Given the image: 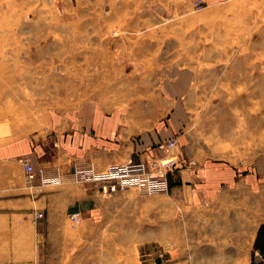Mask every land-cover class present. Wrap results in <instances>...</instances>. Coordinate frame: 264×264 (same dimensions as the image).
<instances>
[{
    "label": "rangeland",
    "instance_id": "1",
    "mask_svg": "<svg viewBox=\"0 0 264 264\" xmlns=\"http://www.w3.org/2000/svg\"><path fill=\"white\" fill-rule=\"evenodd\" d=\"M0 74L1 106L20 112L18 126L82 102L137 115L182 104L185 143L173 136L164 156L237 171L264 160V0H0ZM12 130L0 129V142ZM66 183L39 185L58 192ZM167 193H101L104 208L76 212V222L57 207L62 236H30L25 225L0 236V248L34 263L52 251L61 264H142L156 246L166 249L160 264H247L248 240L222 236V225L208 236L209 222L228 220Z\"/></svg>",
    "mask_w": 264,
    "mask_h": 264
},
{
    "label": "crops",
    "instance_id": "2",
    "mask_svg": "<svg viewBox=\"0 0 264 264\" xmlns=\"http://www.w3.org/2000/svg\"><path fill=\"white\" fill-rule=\"evenodd\" d=\"M2 75L5 78L6 74H0L1 82ZM1 105L0 100V129L16 130L0 142V236H18L25 228L30 236H62L60 226L66 220L63 215H54L57 207L84 217L86 212H100L105 205L100 196L105 193L97 182L76 183L72 174L75 167L116 169L119 163L132 158L155 172L151 164L164 156L165 140L175 136L180 145L185 143L182 104L159 105L137 115L136 111L121 110L119 106L82 102L64 110L44 112L40 120L20 126L14 124L20 121V112ZM25 127L28 129L24 131ZM185 152L181 155L193 160ZM21 158H26L36 171L41 169L44 176L66 179V186L58 192L46 189L39 185L37 175L30 185L33 190L29 191ZM179 167L175 165L168 174L170 195L177 201L189 196L193 208L208 209L209 220L212 215L228 220L229 224L209 222L208 236H219L222 225V236H241L239 239L250 242L246 246L247 264H264V160L242 171L232 165L198 160L190 167ZM251 195H255L253 199ZM37 211L43 213V218L33 223L27 215ZM51 252H44L46 263H34L12 260L8 249L0 248V264H61ZM35 256L40 260L38 253ZM77 263L71 259L65 264Z\"/></svg>",
    "mask_w": 264,
    "mask_h": 264
},
{
    "label": "built area",
    "instance_id": "3",
    "mask_svg": "<svg viewBox=\"0 0 264 264\" xmlns=\"http://www.w3.org/2000/svg\"><path fill=\"white\" fill-rule=\"evenodd\" d=\"M175 141L172 138H168L164 142V147L169 152L174 146ZM21 163L25 171V180L27 184L32 185L33 181L38 175V180L41 184L58 183L61 180L59 175L56 176H44L41 169L35 170V168L28 162L26 158H21ZM182 164L185 167H190L193 161H183L179 156H174L168 153L166 156L159 158L157 161L152 162V166L156 169L155 172H151L147 165L140 161H134L129 158L124 164L118 168H107L103 172H98L92 165L89 166H77L73 170V179L77 182H97L100 184V190L103 193L115 192L118 189H122L128 186H134L143 193H155L163 192L167 193L170 189V180L168 177L169 172H172L173 168L177 164ZM39 216L40 214L37 213ZM79 218V214L74 212L70 215V219L76 222ZM166 249H157L156 246L144 250L142 254V264H160L164 259ZM159 259V262H156Z\"/></svg>",
    "mask_w": 264,
    "mask_h": 264
},
{
    "label": "water",
    "instance_id": "4",
    "mask_svg": "<svg viewBox=\"0 0 264 264\" xmlns=\"http://www.w3.org/2000/svg\"><path fill=\"white\" fill-rule=\"evenodd\" d=\"M160 260L159 259H156V262H159Z\"/></svg>",
    "mask_w": 264,
    "mask_h": 264
},
{
    "label": "bare ground",
    "instance_id": "5",
    "mask_svg": "<svg viewBox=\"0 0 264 264\" xmlns=\"http://www.w3.org/2000/svg\"><path fill=\"white\" fill-rule=\"evenodd\" d=\"M109 35V34H108Z\"/></svg>",
    "mask_w": 264,
    "mask_h": 264
}]
</instances>
